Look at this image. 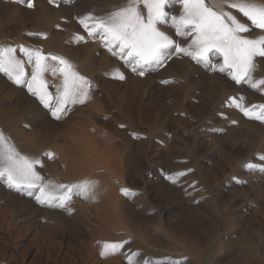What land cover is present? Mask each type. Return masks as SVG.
<instances>
[{
	"label": "rangeland",
	"instance_id": "374dc122",
	"mask_svg": "<svg viewBox=\"0 0 264 264\" xmlns=\"http://www.w3.org/2000/svg\"><path fill=\"white\" fill-rule=\"evenodd\" d=\"M0 264H264V0H0Z\"/></svg>",
	"mask_w": 264,
	"mask_h": 264
}]
</instances>
